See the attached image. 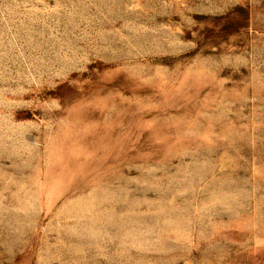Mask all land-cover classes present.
<instances>
[{
  "label": "rangeland",
  "instance_id": "obj_1",
  "mask_svg": "<svg viewBox=\"0 0 264 264\" xmlns=\"http://www.w3.org/2000/svg\"><path fill=\"white\" fill-rule=\"evenodd\" d=\"M0 264H264V0H0Z\"/></svg>",
  "mask_w": 264,
  "mask_h": 264
}]
</instances>
